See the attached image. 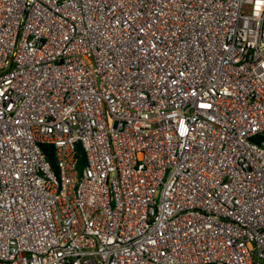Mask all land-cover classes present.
<instances>
[{
  "label": "built area",
  "instance_id": "2783aa9c",
  "mask_svg": "<svg viewBox=\"0 0 264 264\" xmlns=\"http://www.w3.org/2000/svg\"><path fill=\"white\" fill-rule=\"evenodd\" d=\"M0 264H264V0H0Z\"/></svg>",
  "mask_w": 264,
  "mask_h": 264
},
{
  "label": "trees",
  "instance_id": "16d2710c",
  "mask_svg": "<svg viewBox=\"0 0 264 264\" xmlns=\"http://www.w3.org/2000/svg\"><path fill=\"white\" fill-rule=\"evenodd\" d=\"M43 151L46 154L47 160L53 165L54 170H57L56 167V161H55V154H54V148L51 145H43ZM80 166H83L85 164V158L83 153L80 152Z\"/></svg>",
  "mask_w": 264,
  "mask_h": 264
}]
</instances>
